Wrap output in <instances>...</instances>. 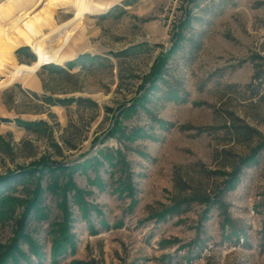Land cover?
Returning <instances> with one entry per match:
<instances>
[{
  "label": "rangeland",
  "instance_id": "rangeland-1",
  "mask_svg": "<svg viewBox=\"0 0 264 264\" xmlns=\"http://www.w3.org/2000/svg\"><path fill=\"white\" fill-rule=\"evenodd\" d=\"M100 1L1 79L0 264H264V0Z\"/></svg>",
  "mask_w": 264,
  "mask_h": 264
},
{
  "label": "bare ground",
  "instance_id": "bare-ground-1",
  "mask_svg": "<svg viewBox=\"0 0 264 264\" xmlns=\"http://www.w3.org/2000/svg\"><path fill=\"white\" fill-rule=\"evenodd\" d=\"M109 3L100 0H0V85L3 77H25L15 52L21 47L45 48L57 65L75 57L86 15ZM72 12L60 24L59 11ZM59 36L58 46H49L47 36Z\"/></svg>",
  "mask_w": 264,
  "mask_h": 264
},
{
  "label": "trees",
  "instance_id": "trees-1",
  "mask_svg": "<svg viewBox=\"0 0 264 264\" xmlns=\"http://www.w3.org/2000/svg\"><path fill=\"white\" fill-rule=\"evenodd\" d=\"M158 72H159V70H157V71H156V73H158ZM53 250H54V249H53ZM55 252H56V251L54 250V252H53V253H55ZM7 255H8V256H9V255H11V258H13V257H14V253H9V254H8V253H6L4 256H7ZM14 258H15V257H14Z\"/></svg>",
  "mask_w": 264,
  "mask_h": 264
}]
</instances>
